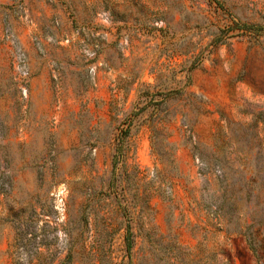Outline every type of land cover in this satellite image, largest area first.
Masks as SVG:
<instances>
[{"label":"rangeland","instance_id":"rangeland-1","mask_svg":"<svg viewBox=\"0 0 264 264\" xmlns=\"http://www.w3.org/2000/svg\"><path fill=\"white\" fill-rule=\"evenodd\" d=\"M0 264H264V0H0Z\"/></svg>","mask_w":264,"mask_h":264}]
</instances>
